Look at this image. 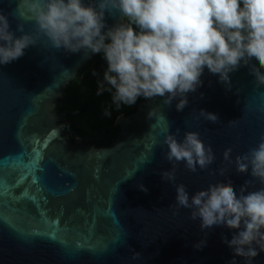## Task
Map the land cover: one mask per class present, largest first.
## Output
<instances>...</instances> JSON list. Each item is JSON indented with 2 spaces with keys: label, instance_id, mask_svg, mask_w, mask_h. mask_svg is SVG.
<instances>
[{
  "label": "water",
  "instance_id": "95a60500",
  "mask_svg": "<svg viewBox=\"0 0 264 264\" xmlns=\"http://www.w3.org/2000/svg\"><path fill=\"white\" fill-rule=\"evenodd\" d=\"M0 13L17 37L23 34L16 31L19 23L35 31L23 0H0ZM126 22L118 11H106L102 31ZM96 55L56 50L42 39L0 65V264H248L225 242L239 229L202 230L191 209L175 206V185L162 177L173 166L163 141L170 125L171 133L180 130L179 140L196 131L212 146L215 161L208 169L194 173L178 164L175 184L183 183L190 199L212 183L231 182L237 196L242 187L245 194L264 188L250 168L240 173L234 163L264 136V84L251 72L259 62H241L229 73L231 90L205 66L202 85L187 94L182 111L179 98L170 106L164 97L144 99L134 113L117 118L120 130L111 145L97 147L72 139L57 113L66 88ZM200 110L217 114L219 122L205 120ZM228 148L232 163L224 160ZM253 246L259 255L251 264H264V251ZM134 252L140 259H132Z\"/></svg>",
  "mask_w": 264,
  "mask_h": 264
},
{
  "label": "clouds",
  "instance_id": "9594fccd",
  "mask_svg": "<svg viewBox=\"0 0 264 264\" xmlns=\"http://www.w3.org/2000/svg\"><path fill=\"white\" fill-rule=\"evenodd\" d=\"M23 4L35 31L26 32L24 23H19L16 31L23 34L17 37L10 30L8 16L0 13V65L24 56L25 49L42 39L52 48L69 53H103L108 66L102 80L97 81V95L110 93L117 110L122 105H134L142 96L164 97L163 104L168 106L179 98L176 109L182 111L189 102L187 94L202 85L205 66L212 74H219L220 81L231 90L229 73L241 62L248 65L255 58L259 67L252 64L251 72L258 85L264 84V0H98L87 5L83 0H23ZM106 11H118L127 22L102 31ZM155 113L153 108L149 118ZM104 115L111 113L105 110ZM199 115L219 122L215 113L200 110ZM164 132L163 143L168 147L165 158L173 166L162 177L175 185V206L191 209V220L200 219L202 230L214 225L239 229L225 242L235 255L251 264L259 255L253 245L264 251V188L245 194L242 187L237 196L231 182L212 183L190 199L186 186L175 184L178 164L184 162L194 173L198 167L208 169L215 161L212 146L205 145L196 131L185 132L182 141L178 139L179 129L173 134L168 125ZM231 153L232 148L223 153L228 163L233 162ZM234 163L238 172L247 173L250 168L252 177L264 184V136ZM226 171L219 169L221 175ZM139 188L148 191L143 184ZM140 257L141 253L134 252L132 259Z\"/></svg>",
  "mask_w": 264,
  "mask_h": 264
},
{
  "label": "trees",
  "instance_id": "16d2710c",
  "mask_svg": "<svg viewBox=\"0 0 264 264\" xmlns=\"http://www.w3.org/2000/svg\"><path fill=\"white\" fill-rule=\"evenodd\" d=\"M133 27L139 32L136 26ZM107 66L103 53L92 57L73 83L66 88L65 100L57 107L58 118L71 138L81 137L85 142L97 147L110 146L119 134L117 118L122 114L134 113L137 104L145 99L138 97L134 105H122L121 109L117 110L112 104L110 93L97 95V81L102 80ZM94 72L97 75H93ZM105 110L111 115L105 116Z\"/></svg>",
  "mask_w": 264,
  "mask_h": 264
}]
</instances>
